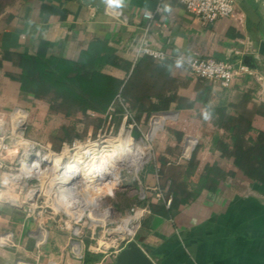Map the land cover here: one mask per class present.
Returning <instances> with one entry per match:
<instances>
[{
	"label": "crops",
	"instance_id": "1",
	"mask_svg": "<svg viewBox=\"0 0 264 264\" xmlns=\"http://www.w3.org/2000/svg\"><path fill=\"white\" fill-rule=\"evenodd\" d=\"M106 1L16 0L0 15V110H10L36 96L20 80V53L42 50L76 60L92 42L106 40L120 58L133 63L129 71L137 66L138 80L148 63L156 64L153 77H164L175 85L168 90L172 97L166 107L151 110L165 111L166 119L171 118L165 127L181 135L162 132L156 137L160 164L157 169L147 166L142 179L150 207L145 216L156 213L134 240L157 264H264V183L254 182L234 162L237 144L247 148L264 132V102L257 99L261 85L253 78L238 79L230 87L212 84L193 76L176 59L248 60L264 72V0H234L232 16L209 24H203L182 3L163 0V12L156 14L148 29L143 12L153 9L157 0L114 3L127 13L126 24L106 12ZM142 37L169 57L136 59L135 47ZM103 71L121 80L122 86L129 73L114 65H106ZM143 94L149 95L144 104L131 108L128 102L132 113L144 112L155 102L154 95ZM235 132L241 135L236 141L232 138ZM189 146L191 156L183 158ZM204 175L207 179L198 197L182 202V197L199 187ZM155 186L176 199L169 215L159 212L165 201L148 189ZM47 226L48 242L38 252L37 223L14 207L0 204V231L11 229L17 244L0 248V264H87L86 248L94 242L92 231L84 236V255L79 256L71 252L66 234ZM110 257L103 254L89 264H107L114 260Z\"/></svg>",
	"mask_w": 264,
	"mask_h": 264
},
{
	"label": "built area",
	"instance_id": "2",
	"mask_svg": "<svg viewBox=\"0 0 264 264\" xmlns=\"http://www.w3.org/2000/svg\"><path fill=\"white\" fill-rule=\"evenodd\" d=\"M162 1L157 0V5L153 9L144 10L146 29L150 27L156 14L163 12ZM175 1L182 3L203 24L230 17L234 13V0ZM105 10L122 23L129 22L125 10L114 3L109 4L108 0ZM135 48L136 59L144 55L158 60L169 57L166 51L152 47L144 37L138 41ZM176 59L193 76L223 87H230L238 79L253 78L261 85L257 99L264 102V72L258 71L245 61L232 62L213 56H177ZM117 97H121V93ZM123 99L120 98V101L124 105ZM110 111H115V102L110 105L106 113ZM125 111L126 123L131 111L126 106ZM29 118V110L21 105H16L10 110H0V204L14 207L21 211L27 220L37 223L35 245L38 252L48 242L50 228L47 225L50 224L51 228L69 229L71 252L83 256L81 244H84V235L82 234L83 228L87 226L92 231L94 239V242L87 246V251L110 255V259H115L128 242L135 239L143 217L150 212L146 190L144 189L140 201L133 204L118 220H113L107 211L102 212V216L96 219L93 216L94 209L88 203V197L95 190L88 188L84 175L68 176V182L71 183H65L61 178L68 165L75 166V154L84 146L89 147L90 144L71 146L65 143L60 150H56L50 143L39 141L27 134ZM76 148L79 150L71 155V150ZM191 152L192 148L189 146L182 157L190 158ZM81 179L84 187H79ZM69 186H74V189L69 190ZM148 189L154 190L155 197L164 199L166 205L170 206L172 197H166L162 189L158 186ZM80 190H84L83 195L86 194L88 197L82 196ZM65 196L69 202H66ZM111 223L112 226L108 227ZM99 226L103 228V232L101 237L97 238ZM15 246L17 244L12 230L0 231V248ZM18 264L29 263L19 261Z\"/></svg>",
	"mask_w": 264,
	"mask_h": 264
},
{
	"label": "rangeland",
	"instance_id": "3",
	"mask_svg": "<svg viewBox=\"0 0 264 264\" xmlns=\"http://www.w3.org/2000/svg\"><path fill=\"white\" fill-rule=\"evenodd\" d=\"M15 1L0 0V4H3L0 15L9 6L13 5ZM154 70L158 71L156 64L150 63L148 68H145L139 75V80L136 78V74L132 75V71H129L126 75L124 82L126 88L124 89L123 85L120 90L121 93H128L129 97L146 92L155 96V102L149 106L150 109L144 112H131V116L126 123L125 106L128 107L129 101L123 99V96L116 97L115 111H110L109 113L93 110L82 111L78 105L57 97L55 93L43 96L33 95L24 104H21V106L26 107L30 112L27 134L39 141L50 143L56 150H60L65 143L71 146L74 144L83 146L99 143L96 155L100 156L103 154L101 156L103 158L106 152L113 153L120 146H124L126 143V139L124 138L127 136L135 141V143L145 141L149 157L142 165L133 164L131 167L121 165L118 174H115L112 178L103 179L107 180L109 184L112 182V184L104 185V187L92 192V195L89 197L86 194L83 195L84 190H80L82 196L88 197V203L94 209L93 216L96 219L102 216V212L107 211L112 219L116 221L126 214H122L124 209L130 208L133 204L139 202L141 195L144 193L142 181L144 169L147 166L157 169L160 164V157L157 154L156 137L162 132L177 136L181 135L174 128L170 126L165 127L171 121L170 117L166 119V116H164L165 111L151 110V108L166 107L167 100L172 97V93L168 94V90L175 85V83L168 81L164 77H153ZM120 98L123 99L124 105L121 103ZM163 119L164 125H162ZM155 121H158L159 125L162 126L160 128L154 127ZM122 127H124L125 131L120 135ZM197 144L195 143L194 147ZM77 150L79 149H72L71 155ZM98 161L97 163H99ZM160 169L162 170L161 167ZM177 176L181 180V174ZM116 179L118 182H116ZM82 181V179L79 181V187H84ZM109 226H112V223L108 224ZM102 229L100 226L97 228V238L101 237ZM57 230L68 237L70 235L67 228ZM83 231L82 235L85 236L91 230L85 226Z\"/></svg>",
	"mask_w": 264,
	"mask_h": 264
},
{
	"label": "trees",
	"instance_id": "4",
	"mask_svg": "<svg viewBox=\"0 0 264 264\" xmlns=\"http://www.w3.org/2000/svg\"><path fill=\"white\" fill-rule=\"evenodd\" d=\"M2 9L1 3L0 13ZM18 65L22 69L20 80L24 81L26 87L37 96L55 93L57 97L78 105L82 111L93 110L106 113L110 105L116 101L117 95L121 93L123 82L105 73L103 68L106 65H114L129 71L133 63L129 59L120 58L115 48L109 46L106 40H95L81 52L79 59L76 60L48 55L46 51L41 50L36 54L20 53ZM137 70L136 66L132 75H135ZM125 88L126 85H124ZM121 96L129 100L131 108H134L137 103L144 104L149 95L141 94L131 98L128 93L123 92ZM232 138L236 141L241 138V135L235 132ZM234 162L254 182L264 183V132H260L256 142L254 141L247 148L237 144ZM206 179L207 175L202 176L199 187L180 200L187 202L189 198H197ZM176 203V199L173 198L170 206L162 204L159 212L169 215ZM155 213L156 211H153V214L145 216L141 227H148ZM101 256L103 254L87 251L85 262L89 264Z\"/></svg>",
	"mask_w": 264,
	"mask_h": 264
},
{
	"label": "bare ground",
	"instance_id": "5",
	"mask_svg": "<svg viewBox=\"0 0 264 264\" xmlns=\"http://www.w3.org/2000/svg\"><path fill=\"white\" fill-rule=\"evenodd\" d=\"M159 124L160 123H158V121H155L154 127L160 128L163 125ZM124 131L125 129L122 127L120 130V135L124 133ZM128 137L129 136L124 138L126 139L124 146H120L116 152H106L103 158H101L103 154L100 156L96 155L97 145H100L99 143H93L92 145L90 144L89 147L84 146L74 156V161L76 163L75 166L70 164L65 168L64 174L61 177L62 180L65 183H71L68 182V176H77L78 174H83L88 188L94 189L96 191L102 187V183H104V185L112 184V182L109 184L107 180L103 179L112 178L115 174H118L121 165L125 167H131L133 164L142 165L149 157V151L145 145V141L143 140L142 143H135V141ZM97 161L99 163H97ZM116 182H118L117 179ZM73 189L74 186L69 188L71 191ZM65 197L66 202H69L67 196Z\"/></svg>",
	"mask_w": 264,
	"mask_h": 264
},
{
	"label": "water",
	"instance_id": "6",
	"mask_svg": "<svg viewBox=\"0 0 264 264\" xmlns=\"http://www.w3.org/2000/svg\"><path fill=\"white\" fill-rule=\"evenodd\" d=\"M247 56L246 59H250ZM246 63L250 64L248 60ZM107 264H157L149 253L136 241L131 240L118 253L115 259Z\"/></svg>",
	"mask_w": 264,
	"mask_h": 264
},
{
	"label": "clouds",
	"instance_id": "7",
	"mask_svg": "<svg viewBox=\"0 0 264 264\" xmlns=\"http://www.w3.org/2000/svg\"><path fill=\"white\" fill-rule=\"evenodd\" d=\"M109 4H112V3H117L118 0H108Z\"/></svg>",
	"mask_w": 264,
	"mask_h": 264
}]
</instances>
